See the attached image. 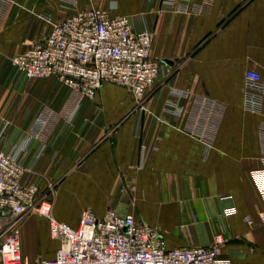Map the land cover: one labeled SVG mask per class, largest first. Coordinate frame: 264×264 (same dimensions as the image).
Masks as SVG:
<instances>
[{
  "label": "crops",
  "instance_id": "obj_1",
  "mask_svg": "<svg viewBox=\"0 0 264 264\" xmlns=\"http://www.w3.org/2000/svg\"><path fill=\"white\" fill-rule=\"evenodd\" d=\"M82 8L127 15L152 33L150 54L163 67L139 103L114 83L89 98L55 76L26 80L11 65ZM247 70L264 74V0H0V147L29 138L21 162L36 159L34 180L58 220L76 226L86 207L113 208L155 227L167 248L221 234L222 261L264 264L253 178L264 95L259 110L247 108ZM19 231L28 261L54 257L60 242L45 217L26 213Z\"/></svg>",
  "mask_w": 264,
  "mask_h": 264
},
{
  "label": "built area",
  "instance_id": "obj_2",
  "mask_svg": "<svg viewBox=\"0 0 264 264\" xmlns=\"http://www.w3.org/2000/svg\"><path fill=\"white\" fill-rule=\"evenodd\" d=\"M151 42L152 33L136 31L127 15L82 8L54 22L42 42L11 57L10 63L26 80L55 76L89 98L102 82L114 83L139 103L163 67L150 54ZM245 82L246 106L259 110L264 74L247 70ZM28 143L26 138L10 151L0 147V264H229L219 257L221 234L213 235L208 245L167 248L162 234L133 213L108 208L98 215L86 207L76 226L58 220L51 200L34 180L36 159L28 165L21 162ZM261 161L253 178L264 202V155ZM233 211L230 207L225 212ZM28 212L45 217L50 236L59 240L53 258L30 262L22 255L19 228ZM259 219L264 224V213ZM244 220L254 224L249 217Z\"/></svg>",
  "mask_w": 264,
  "mask_h": 264
},
{
  "label": "rangeland",
  "instance_id": "obj_3",
  "mask_svg": "<svg viewBox=\"0 0 264 264\" xmlns=\"http://www.w3.org/2000/svg\"><path fill=\"white\" fill-rule=\"evenodd\" d=\"M43 79V78H42ZM36 80H40V79H36Z\"/></svg>",
  "mask_w": 264,
  "mask_h": 264
}]
</instances>
